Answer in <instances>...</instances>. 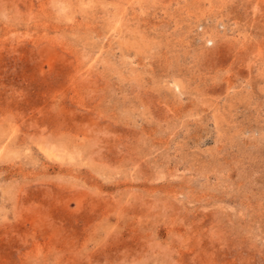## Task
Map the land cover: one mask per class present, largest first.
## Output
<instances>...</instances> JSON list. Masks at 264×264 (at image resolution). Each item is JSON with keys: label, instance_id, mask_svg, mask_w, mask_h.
Returning <instances> with one entry per match:
<instances>
[{"label": "rangeland", "instance_id": "obj_1", "mask_svg": "<svg viewBox=\"0 0 264 264\" xmlns=\"http://www.w3.org/2000/svg\"><path fill=\"white\" fill-rule=\"evenodd\" d=\"M0 264H264V0H0Z\"/></svg>", "mask_w": 264, "mask_h": 264}]
</instances>
